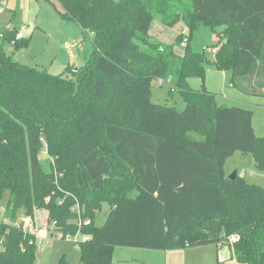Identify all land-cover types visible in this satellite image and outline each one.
<instances>
[{
	"label": "trees",
	"instance_id": "16d2710c",
	"mask_svg": "<svg viewBox=\"0 0 264 264\" xmlns=\"http://www.w3.org/2000/svg\"><path fill=\"white\" fill-rule=\"evenodd\" d=\"M56 1L63 20L93 35L94 50L84 67L54 76L15 61L0 43V205L7 218L40 210L58 230L76 231L69 221L79 205L92 220L83 229L90 241L77 245L79 264H113L118 247L211 245H228L239 264H264V187L231 180L225 170L240 153L264 172V137L251 110L221 106L217 94L189 84L205 81L193 32L223 27L216 68L232 73V88L264 98V0ZM157 19L166 28L182 23L187 34L165 45L150 35ZM17 33L2 38L27 46L12 43ZM159 81L170 82L185 109L152 102ZM37 259L30 237L0 225V264ZM58 264L71 263L63 257Z\"/></svg>",
	"mask_w": 264,
	"mask_h": 264
},
{
	"label": "rangeland",
	"instance_id": "374dc122",
	"mask_svg": "<svg viewBox=\"0 0 264 264\" xmlns=\"http://www.w3.org/2000/svg\"><path fill=\"white\" fill-rule=\"evenodd\" d=\"M0 8L3 10V13L0 14V43H5V52L15 61L54 76L62 75L70 66L76 69L82 68L89 61L94 50L93 35H84L77 24L63 20L57 11L62 8L56 0H53V4L45 0H4L0 4ZM21 29L24 40L28 42L27 46L23 45L17 49L1 37L8 30L16 32ZM223 30V27L213 29L202 24L193 32L190 46L192 51L205 55V81L203 82V79L199 77H192L189 79V84L195 90H200L205 86L207 90L217 94L219 105H223L225 102L228 106H240L251 110L254 113L255 133L259 137H264V98L248 96L236 88H232L230 86L232 73L219 71L214 64L215 55L212 50L216 45L215 38ZM184 33L187 34L184 24L166 28L158 19L153 22L150 30V35L165 45L172 43L178 36L182 37ZM73 43L78 44L79 47L70 52L66 44ZM169 83L168 81L162 85L157 82L153 83L152 102L179 110L185 109V103L179 94L171 96ZM238 94L241 98H236L233 101L232 98ZM253 160L251 155L243 156L240 153L231 157L225 166L228 177L239 170L246 175L247 182L264 187V172L257 169ZM42 161L47 164L48 159L43 156ZM2 204H6V201H3ZM108 213L109 206L105 204L103 210L98 213L97 224L99 226L105 223ZM38 215L43 216L45 213L38 210ZM80 251V248L74 243L51 239L38 248L37 264H58L63 257H66L71 264H79ZM113 264L239 263L231 259V248L228 245H211L166 252L118 247L114 253Z\"/></svg>",
	"mask_w": 264,
	"mask_h": 264
},
{
	"label": "built area",
	"instance_id": "2783aa9c",
	"mask_svg": "<svg viewBox=\"0 0 264 264\" xmlns=\"http://www.w3.org/2000/svg\"><path fill=\"white\" fill-rule=\"evenodd\" d=\"M3 10L0 8V14ZM3 37V35L1 36ZM24 39V34L22 29L18 31L15 36L13 44L17 41ZM219 39H217L216 45L213 47V54L216 55L219 51ZM187 38L182 42V46H186ZM66 47L70 52L78 49L79 45L76 43L66 44ZM159 85L163 84V81L158 82ZM76 213V218L69 221V224L76 227V231H70L68 229L58 230L56 222H51L48 216L45 214L43 216L37 215L36 217L26 216L21 214L17 216L14 220L7 218V207L5 205H0V225L10 224L18 229L22 230L23 233L31 238V245H36L37 248L46 244L51 239L64 240L66 242L74 243L80 245L81 243H86L90 241L91 235L84 233L83 229L85 227L91 226L92 220L89 217H84V213L79 205L74 208ZM238 241L237 237L231 238V242Z\"/></svg>",
	"mask_w": 264,
	"mask_h": 264
},
{
	"label": "crops",
	"instance_id": "0c3cea01",
	"mask_svg": "<svg viewBox=\"0 0 264 264\" xmlns=\"http://www.w3.org/2000/svg\"><path fill=\"white\" fill-rule=\"evenodd\" d=\"M217 39H218V37H216L215 38V41L217 42ZM236 98H241L240 97V95L238 94V95H236V97H234V98H232V100L234 101ZM229 99H231V98H229ZM224 104L223 105H221V106H228V104H226L225 102H223ZM219 104V103H218ZM232 105H234V104H232ZM228 107H232V106H228ZM254 126V125H253ZM255 130V129H254ZM237 154H235V156H236ZM243 158V157H242ZM253 162H254V160H253ZM227 164V163H226ZM237 173H238V176H240V177H242V178H245L246 179V175L245 174H243L242 172H239V170L237 171ZM259 186H262L263 187V185H259ZM231 259L232 260H234V261H236L235 260V258H234V254H233V251L231 250Z\"/></svg>",
	"mask_w": 264,
	"mask_h": 264
},
{
	"label": "water",
	"instance_id": "95a60500",
	"mask_svg": "<svg viewBox=\"0 0 264 264\" xmlns=\"http://www.w3.org/2000/svg\"><path fill=\"white\" fill-rule=\"evenodd\" d=\"M237 173L235 172L233 175H231V176H229V178L231 179V180H234L236 177H237Z\"/></svg>",
	"mask_w": 264,
	"mask_h": 264
}]
</instances>
